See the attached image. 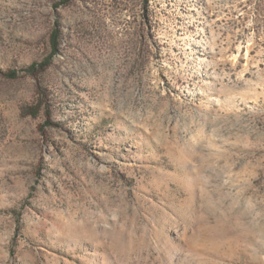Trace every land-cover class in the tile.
Returning <instances> with one entry per match:
<instances>
[{
  "label": "rangeland",
  "instance_id": "rangeland-1",
  "mask_svg": "<svg viewBox=\"0 0 264 264\" xmlns=\"http://www.w3.org/2000/svg\"><path fill=\"white\" fill-rule=\"evenodd\" d=\"M59 1L0 0V264H264V0Z\"/></svg>",
  "mask_w": 264,
  "mask_h": 264
},
{
  "label": "trees",
  "instance_id": "trees-1",
  "mask_svg": "<svg viewBox=\"0 0 264 264\" xmlns=\"http://www.w3.org/2000/svg\"><path fill=\"white\" fill-rule=\"evenodd\" d=\"M69 0H60L59 4H64L66 2H68ZM147 1V0H146ZM60 30L59 28H57L56 26L52 29L51 31V35H50V45L52 47V50H56L57 46L59 44V38H60ZM47 59H45L44 61L41 62H33L31 64H29L27 67H25V70L31 74H35L39 68H42L45 64H47L46 62ZM6 75H8L9 77H16V72L14 70H9L8 72L5 73Z\"/></svg>",
  "mask_w": 264,
  "mask_h": 264
}]
</instances>
